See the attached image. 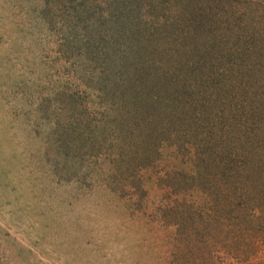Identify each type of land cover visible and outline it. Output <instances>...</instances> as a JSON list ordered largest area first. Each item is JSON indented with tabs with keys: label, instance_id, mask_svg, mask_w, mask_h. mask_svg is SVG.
Returning a JSON list of instances; mask_svg holds the SVG:
<instances>
[{
	"label": "rangeland",
	"instance_id": "rangeland-1",
	"mask_svg": "<svg viewBox=\"0 0 264 264\" xmlns=\"http://www.w3.org/2000/svg\"><path fill=\"white\" fill-rule=\"evenodd\" d=\"M263 186L264 0H0V264H264Z\"/></svg>",
	"mask_w": 264,
	"mask_h": 264
},
{
	"label": "trees",
	"instance_id": "trees-1",
	"mask_svg": "<svg viewBox=\"0 0 264 264\" xmlns=\"http://www.w3.org/2000/svg\"><path fill=\"white\" fill-rule=\"evenodd\" d=\"M209 1V0H208ZM212 1H216V0H212ZM205 2H206V0H205ZM212 4V3H211ZM252 4H253V2H252ZM218 5V4H217ZM216 5V6H217ZM125 62V61H124ZM143 72H144V70H143ZM115 75H117L116 73L115 74H110L109 76H108V72H107V78H110V81H108L109 82V84L112 82H114V83H116L117 85H115V88H114V85H113V87L111 88L112 90H114V91H112L113 93L115 92V91H117L116 89H117V87L119 86V87H121L122 89H121V93L122 94H124V92H128L129 90H131V88H137L138 87V84H136L137 82L135 81V80H131V77H129V76H127V74L125 75V77L124 76H119V78H118V76H115ZM119 75H120V72H119ZM107 78H106V80H107ZM118 80H117V79ZM126 78V79H125ZM121 83V84H120ZM119 84V85H118ZM131 84V85H130ZM112 86V85H111ZM132 86V87H131ZM129 93V92H128ZM136 94V93H135ZM136 97H137V95H136ZM151 98H153V100H154V96H152ZM237 171H238V169H237ZM236 171V172H237ZM235 172V173H236ZM235 173L233 174V175H235ZM264 187V186H263ZM259 191L262 193V194H257L256 196H250V197H248V198H246V199H244V202H243V207H241V209L244 211L245 210V213H246V211H249V207H252V202L256 199V198H259V199H262L263 200V202H264V190H262L261 188H259ZM259 192V193H260ZM247 216V215H246ZM185 245V244H184ZM184 264V263H183Z\"/></svg>",
	"mask_w": 264,
	"mask_h": 264
}]
</instances>
